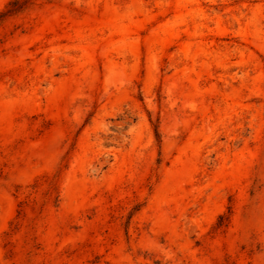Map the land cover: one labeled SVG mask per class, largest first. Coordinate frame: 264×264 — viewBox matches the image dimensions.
Instances as JSON below:
<instances>
[{
	"label": "rangeland",
	"instance_id": "1",
	"mask_svg": "<svg viewBox=\"0 0 264 264\" xmlns=\"http://www.w3.org/2000/svg\"><path fill=\"white\" fill-rule=\"evenodd\" d=\"M20 5L0 264H264V0Z\"/></svg>",
	"mask_w": 264,
	"mask_h": 264
},
{
	"label": "trees",
	"instance_id": "2",
	"mask_svg": "<svg viewBox=\"0 0 264 264\" xmlns=\"http://www.w3.org/2000/svg\"><path fill=\"white\" fill-rule=\"evenodd\" d=\"M17 3H18V2H15V4H17ZM21 9H22V6H21V5H20L19 7H17V8L10 9L7 13H5V14H1V15H0V18L6 16V15H8V14L16 13V12L20 11ZM156 134H157V136H158V133H156Z\"/></svg>",
	"mask_w": 264,
	"mask_h": 264
}]
</instances>
